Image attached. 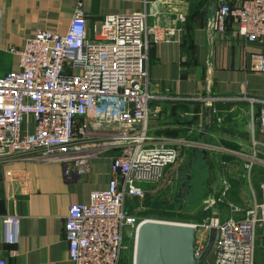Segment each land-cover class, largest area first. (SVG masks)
Returning a JSON list of instances; mask_svg holds the SVG:
<instances>
[{
    "label": "built area",
    "instance_id": "built-area-1",
    "mask_svg": "<svg viewBox=\"0 0 264 264\" xmlns=\"http://www.w3.org/2000/svg\"><path fill=\"white\" fill-rule=\"evenodd\" d=\"M176 17L184 20L182 13ZM230 17L236 18V32L246 42L264 38V0H238L237 5L230 0L211 2L205 26L210 41L214 33L226 30ZM147 18L145 10L106 15L98 37L91 40L78 6L65 32L40 29L21 48H7L18 56V69L0 73V156L59 161L67 178H75L87 174L89 158L98 149L116 150L106 188L93 190L88 203L68 207L63 233L73 264H124L130 244L134 254L136 234L145 221L134 208H126V198H143L146 186L158 181L176 161L180 146H199L185 138L148 135V120L158 116L150 108L153 95L147 89L149 47L174 29L150 24ZM250 69L264 74V51L251 54ZM199 98L216 114L211 95ZM249 102L259 106L257 116L251 114V129L254 132L257 127L264 134V98H249ZM104 124L112 126L109 132L114 135L105 141L91 139ZM258 143L253 138L252 147ZM257 152L261 151L255 150L243 166L251 190ZM259 186L260 199L253 192L241 217L189 223L195 227V257L206 244L210 225H216L214 245L203 264H254L257 231L264 228V180ZM229 208L240 211L232 203ZM19 222L17 214H0L3 243L17 242ZM201 226L203 233L198 234ZM0 264H7L1 246Z\"/></svg>",
    "mask_w": 264,
    "mask_h": 264
},
{
    "label": "crops",
    "instance_id": "crops-1",
    "mask_svg": "<svg viewBox=\"0 0 264 264\" xmlns=\"http://www.w3.org/2000/svg\"><path fill=\"white\" fill-rule=\"evenodd\" d=\"M211 1L0 0V73L18 69V56L8 52L9 46L21 48L40 29L65 32L78 6L86 17L91 40L98 37L106 15L145 10L150 24L174 29L169 37L151 42L149 47L147 89L153 95L149 104L159 114L148 120V135L196 141L199 146L190 147L193 152L198 148L204 153L206 146L224 151V159L216 164V176L228 188L224 194L222 189L208 196L211 217L239 218L253 192L260 199L259 185L264 180L255 179L264 175V158L257 153L258 160L251 167L252 190L243 177V166L254 151H264V134L251 129V114L256 117L259 106L249 102V98H264V74L250 69L251 54L264 51V38L246 42L236 32V18L230 17L226 30L214 33L210 41L205 26ZM230 2L237 5L238 0ZM178 13L183 14V21L177 20ZM207 86L216 114L209 108L207 113V106L199 98L209 94ZM196 102L199 109L193 106ZM188 112L193 115L184 114ZM216 116L219 123H215ZM242 118L248 122L247 127L237 125ZM111 128L102 125L95 137L114 135L109 132ZM253 138L260 142L257 148L252 147ZM115 154L116 150L101 147L89 158L87 174L75 178H67L59 161L0 156V214L20 217L15 244L3 243L0 231L7 264H73L63 233L68 207L74 202L88 203L93 190L106 188ZM229 203L240 211L233 212ZM254 264H264V228L257 231Z\"/></svg>",
    "mask_w": 264,
    "mask_h": 264
},
{
    "label": "rangeland",
    "instance_id": "rangeland-1",
    "mask_svg": "<svg viewBox=\"0 0 264 264\" xmlns=\"http://www.w3.org/2000/svg\"><path fill=\"white\" fill-rule=\"evenodd\" d=\"M200 97L205 98V95ZM193 106L199 109L200 103L196 102ZM157 114H159V111ZM219 122L215 121V123ZM241 123L246 127L248 125L247 121L245 123L244 118L240 122H237V125ZM256 128L254 133L258 132ZM209 137L211 138V136ZM91 139L105 141V138L93 137ZM88 140L89 142H94L90 139ZM221 141L225 143V140ZM180 148L182 149L178 152L176 161L164 169L162 177L158 181L146 186L143 198H126V208H134L138 218L197 224L209 222L211 218V204L208 196L211 192L217 193L224 188L222 183L217 179L216 164L224 159L225 152L214 146H206L204 153L199 151L198 148L193 152L189 146L183 145ZM257 154L259 157L264 158V151L257 152ZM187 176H189V181L192 180L193 186L189 194L184 195V189L179 192L178 188L180 183L187 179ZM255 179H259V181L263 180L264 175H257ZM203 230L204 228L201 226L198 228L197 233H203ZM132 263L133 246L130 244L124 264Z\"/></svg>",
    "mask_w": 264,
    "mask_h": 264
},
{
    "label": "water",
    "instance_id": "water-1",
    "mask_svg": "<svg viewBox=\"0 0 264 264\" xmlns=\"http://www.w3.org/2000/svg\"><path fill=\"white\" fill-rule=\"evenodd\" d=\"M212 0L211 2H213ZM210 95V90H209ZM207 108V113H208ZM187 179L180 183L188 195L192 184ZM218 219L217 215L212 216ZM216 225L208 230L206 244L198 257L194 256L195 227L189 223L146 219L138 228L133 264H203L210 255L216 238Z\"/></svg>",
    "mask_w": 264,
    "mask_h": 264
}]
</instances>
